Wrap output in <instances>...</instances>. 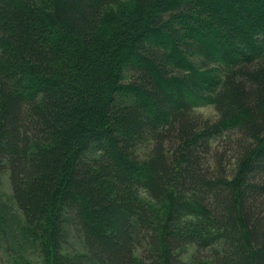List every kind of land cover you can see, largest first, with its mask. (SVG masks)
<instances>
[{
	"label": "trees",
	"instance_id": "obj_1",
	"mask_svg": "<svg viewBox=\"0 0 264 264\" xmlns=\"http://www.w3.org/2000/svg\"><path fill=\"white\" fill-rule=\"evenodd\" d=\"M5 174L6 250L264 264V0H0Z\"/></svg>",
	"mask_w": 264,
	"mask_h": 264
},
{
	"label": "rangeland",
	"instance_id": "obj_2",
	"mask_svg": "<svg viewBox=\"0 0 264 264\" xmlns=\"http://www.w3.org/2000/svg\"><path fill=\"white\" fill-rule=\"evenodd\" d=\"M193 113L204 120L215 121L217 119V114L212 106L197 108ZM0 204H4L8 210L11 211L22 228V217L12 199L7 174L2 175L0 179ZM162 207L164 206L156 204V206H153V210L157 213L156 211L160 210ZM19 241V245L15 246L13 251L6 250L5 247L0 246V264H52L50 256L45 257L46 253L44 255L45 247H42L39 244H29L28 242H24L22 238ZM49 252L50 251L47 250V253ZM83 252L84 248L81 238L78 235L76 228L70 226L67 229L66 243L62 248L61 254L72 256ZM192 253L193 249L191 247L187 248L182 255V259L188 260Z\"/></svg>",
	"mask_w": 264,
	"mask_h": 264
}]
</instances>
